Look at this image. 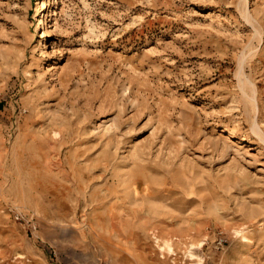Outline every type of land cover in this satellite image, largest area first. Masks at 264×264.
I'll return each mask as SVG.
<instances>
[{
  "label": "rangeland",
  "instance_id": "374dc122",
  "mask_svg": "<svg viewBox=\"0 0 264 264\" xmlns=\"http://www.w3.org/2000/svg\"><path fill=\"white\" fill-rule=\"evenodd\" d=\"M0 264H264V0H0Z\"/></svg>",
  "mask_w": 264,
  "mask_h": 264
},
{
  "label": "bare ground",
  "instance_id": "6f19581e",
  "mask_svg": "<svg viewBox=\"0 0 264 264\" xmlns=\"http://www.w3.org/2000/svg\"><path fill=\"white\" fill-rule=\"evenodd\" d=\"M43 11L47 10V7H45V3H43ZM52 22V21H51ZM41 29V28H40Z\"/></svg>",
  "mask_w": 264,
  "mask_h": 264
}]
</instances>
